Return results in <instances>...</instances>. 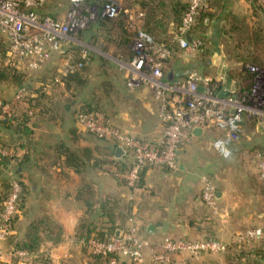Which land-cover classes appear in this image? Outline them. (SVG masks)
Returning <instances> with one entry per match:
<instances>
[{"label": "crops", "instance_id": "1", "mask_svg": "<svg viewBox=\"0 0 264 264\" xmlns=\"http://www.w3.org/2000/svg\"><path fill=\"white\" fill-rule=\"evenodd\" d=\"M218 5L221 14L211 21L216 36L224 23L225 14L233 13L238 17L250 14L249 0H220ZM45 12L52 13L59 20L63 18V15H56L47 8ZM212 43L213 54L208 59L199 61L196 55H190L186 59L189 61L186 68L196 67L201 73L214 74V61L218 54L222 55L227 67L230 66L231 62L220 50L221 45H215L214 40ZM61 64L62 60L53 55L38 70H28L31 73H26V83L32 89L40 86L41 79L52 82L38 89L44 97L37 101L34 114L28 120L27 126L31 133L24 135L14 127L0 123V142L11 151L9 158L0 160V207L11 175L16 176L23 187L21 207L13 219L12 233L0 239V250L3 252L1 264H34L35 259L41 255L48 257L51 264H96L76 235L81 218L102 230L110 227L109 220L100 213V205L103 203L107 206L110 204L114 210L127 212L130 216L129 219L121 220L115 214L113 226H119L115 227V233L134 224L140 234L151 242L152 249H158V244L165 238L211 236L228 242L239 231V226L261 224L257 217H264V182L258 177L256 182L244 181L245 185L240 189L235 183L241 180L220 179L216 183L217 187L214 184L216 192L220 193L215 211L201 199V176L218 166L222 158L211 146L212 140L220 135L214 128L202 130L201 136L194 137L180 152L177 169L151 166L146 169L141 185L133 189L117 179L121 177L113 173L115 167L110 162V152L114 159L125 157L128 161V157L123 155L115 158L116 148L112 149L111 142L99 140L76 124L74 112L80 102L71 96L63 81H53L57 74L55 69ZM180 66L178 63L174 66L177 73H182ZM16 88L17 84L12 81H0V97L11 99ZM125 88L126 97L117 100L123 109L108 113L111 122L124 132L153 140L160 139L157 103L151 89L145 86L133 90ZM125 101H137L139 109L131 108ZM151 103L155 108V126H147L140 111L141 107H149ZM245 124L247 122L244 123L242 142L239 143L242 145L239 148L241 157H245L249 149L246 145L252 148L258 144L264 148V139L255 135V131H249L248 126L245 128ZM251 138L254 145L248 142ZM60 143L65 147H60ZM85 149L88 150L89 159L83 157ZM69 154L72 164L67 162ZM244 165L246 168L253 167L250 164ZM245 175V172L241 175L244 180ZM33 221H41L44 226L39 253H28L25 257L12 255L11 250L17 249L14 243L22 241L27 226ZM150 225L152 228L148 230ZM255 226L261 227L264 223ZM58 228L61 230L60 239L50 240ZM261 228L264 237V227ZM149 254L147 251L143 263H133L122 258L118 264H154ZM175 264L225 262L219 254H203L192 260L177 258Z\"/></svg>", "mask_w": 264, "mask_h": 264}, {"label": "built area", "instance_id": "2", "mask_svg": "<svg viewBox=\"0 0 264 264\" xmlns=\"http://www.w3.org/2000/svg\"><path fill=\"white\" fill-rule=\"evenodd\" d=\"M204 1L189 0L179 33L175 36L179 47L192 55L198 52L201 42L192 37L188 41L186 35H190L197 12L205 5ZM258 1L264 4V0ZM69 2L64 18L59 20L41 11L45 0H0V35L7 44L6 55L0 54V64L16 67L22 65L28 70H37L53 54L63 52V47H81L83 43L77 39V32L85 28L87 23L98 18L116 17L122 11L117 0H102L100 3L97 0ZM133 28L132 57L126 61H118V64L125 71L128 89L141 86L151 89L157 103L160 139L153 140L124 132L111 122L110 117L98 110L77 112L76 124L96 137L112 139L116 147L123 148L130 165L120 176L129 187L139 181L140 172L146 165L177 169V157L195 137L191 133L195 127L219 131L220 135L212 140L211 146L222 158H228L231 146L240 138L243 116L264 118V65H247L248 71L253 75V83L244 96L239 97L232 90L227 95H219L215 92L214 83L224 82L227 76V65L222 55L215 56L214 74L192 70L184 79H167L164 63L170 51L154 43L151 35L142 28ZM78 55L85 58L87 50L81 49ZM73 60V52H65L56 82H61L62 76L74 71L79 65H75ZM27 92V87H19L11 99L0 98V118H9L16 108L23 106ZM261 121L264 123V120ZM10 156V149L0 145V160ZM257 170L259 178L264 181V151L257 162ZM201 183V199L215 211V185L207 175L201 176ZM22 196L20 180L11 175L0 207V239H5L12 233L13 219L19 212ZM262 235L261 227H247L238 231L228 242L213 237L165 238L158 244V249H152L151 242L131 224L118 234L103 239L93 236L88 242V249L107 257L106 264H118L122 258L133 263H143L147 251L154 264H175L177 258L192 260L203 254L221 253L229 244H246L260 239ZM11 254L25 257L28 253L13 248ZM2 256L3 252L0 250V259Z\"/></svg>", "mask_w": 264, "mask_h": 264}, {"label": "trees", "instance_id": "3", "mask_svg": "<svg viewBox=\"0 0 264 264\" xmlns=\"http://www.w3.org/2000/svg\"><path fill=\"white\" fill-rule=\"evenodd\" d=\"M88 2L94 0H86ZM102 0H97L100 3ZM125 3L127 8L135 7L137 4V9L142 14V28L144 31L149 33L154 41V43L166 47L170 54L165 59V67L164 72L167 79L177 80V79H184L186 75L192 70H198L194 68L189 70L185 73H177L174 69V64L172 62L176 61V55L182 52V49L179 47L178 42L175 39V36L179 33L181 20L183 17L184 12L186 11L189 1L184 0H121ZM220 0H205V5L199 8L197 15H196V22L192 26L190 30V35L193 39L199 40L201 42L198 52L195 54V58L199 61L208 59L213 54V48L206 45V38L204 37L205 29L209 22L213 20L215 17H218L219 14V3ZM250 2V14L244 17H238L233 13L225 14L224 23L220 27L219 31V42L221 45V52L225 55L226 59L230 61L233 65L232 67H227V76L224 82H215V92L219 95H227L229 94V90H232L234 94L237 96H244L250 89L253 83V75L247 69V65H257L263 66L264 65V4L260 3L258 0H249ZM46 4V0L44 5ZM44 5L42 9L44 8ZM41 9V11H42ZM46 9V8H45ZM44 14L50 15L51 17L55 18L52 13H46L45 10L42 11ZM126 12H123V15ZM119 16V15H118ZM113 17V18H98L94 22H90V26L95 28L96 35L100 33L99 36L102 41H108L109 38H112V23L116 21L118 28L120 29V36L116 39L117 47L122 49L123 48V55H125L128 59L132 57L131 51V43L134 38V32L130 31L128 28L127 21H124L120 17ZM88 26V25H87ZM86 26V27H87ZM83 28L79 29L77 32V36L81 41H83V37L87 36V41L91 40V31L90 28ZM171 30H168V29ZM154 29H161L162 32L159 36H157L156 31ZM171 33H170V32ZM159 32V31H158ZM204 32V33H203ZM163 35V37H160ZM82 38V39H81ZM86 38V37H85ZM84 38V39H85ZM90 39V40H88ZM94 40V38H93ZM113 41V38H112ZM75 46H68L63 47V52L55 53L58 59L63 60L64 54L67 49H70L72 52L74 51ZM74 48V49H73ZM7 51V44L2 35H0V54L6 55ZM69 51V50H68ZM67 51V52H68ZM178 52V53H177ZM52 55V57H53ZM51 59V58H50ZM49 59V60H50ZM92 61L91 53L87 51V55L85 58L79 57L77 55L73 63L76 66L75 70L72 72L67 73L66 75L62 76L61 80L65 83V87L70 90L71 95L75 98L76 101H79L80 105L76 108L74 112V117L77 112H85V111H92L98 110L103 112L105 115L109 117L107 110L98 107V105L89 99V97H83L82 91H86V77L83 75V69ZM118 61H122L119 59ZM172 63V66H171ZM61 65L55 69V72L58 75L59 68ZM26 68H24L25 70ZM121 69V68H120ZM38 70V69H37ZM123 70V69H122ZM28 72V69H26ZM26 71L23 72L16 67L15 65L3 67L0 65V81L2 82H13L18 85L22 86V84L28 85ZM171 75V78H169ZM54 77L53 81H55ZM127 77L125 71L123 70V84L126 86ZM48 83H52L47 79L40 80V86L32 89L29 85L28 92L24 97L25 104L21 107L16 108L9 118H0V123L6 127H14V129L24 135L31 133V130L28 128L27 123L30 117L34 114V108L37 107V101H41L44 97L43 93L38 92V89L41 87L46 86ZM91 87V86H90ZM89 87V88H90ZM17 90V89H16ZM35 90V91H33ZM77 95V98L76 96ZM81 97V98H80ZM2 100H6L0 97ZM248 117L246 115L243 116L241 121V126L244 127V123ZM249 120V119H248ZM76 132V129L74 130ZM88 132V131H87ZM90 134L94 135L93 133L89 132ZM95 136V135H94ZM96 137V136H95ZM99 140H104L112 143V149L116 148V143L112 139L108 138H99ZM0 145H3L0 142ZM59 146L65 147L63 143H60ZM68 150V149H67ZM88 150H84L83 157L89 159ZM68 152V151H67ZM86 155V156H85ZM110 162L114 169V174H119L120 176L129 168V163L125 160V157L122 159H114L112 158V152H110ZM69 159L67 158V162L72 164V160L70 158V154L68 155ZM101 160V159H100ZM99 160V161H100ZM103 162V161H102ZM75 166H78L75 164ZM151 167V165H146L142 168L140 172L139 181L134 186H128L130 189L136 188L141 185L143 181V176L147 168ZM117 177V176H116ZM121 177V176H120ZM117 179L121 180L125 185L126 181L124 178ZM21 182V181H20ZM264 192V190H263ZM3 200V199H2ZM22 202V199H21ZM20 202V207H21ZM109 206V207H108ZM107 206L106 203L100 205V213L110 222V227L106 228L105 230L101 229L97 225H93L85 218H81L78 225L77 230V239L82 243L83 246L87 247L88 249V242L93 237L96 236L97 238L103 239L106 236L115 234V227L113 226L115 223V214L116 216L120 217L121 220L129 219V215L123 213L122 211L115 212L111 205ZM123 230V229H121ZM44 231V226L41 221H33L31 222L24 234V238L22 241L15 242L14 245L19 250H24L27 253L38 254L39 253V246L41 242V233ZM139 231V229H138ZM140 233V231H139ZM61 237V230L58 228L54 231L53 235L50 236V240L57 241ZM211 236H205V238H210ZM252 241L246 244H229L226 252H233L235 256L239 258L237 261L240 264H264L263 260L259 258H253L254 256L259 253V251L263 250L264 247L257 249L256 246L249 245ZM89 250V249H88ZM90 254L98 261H95L96 264H106L107 257L95 254L89 250ZM41 254V253H40ZM36 262L34 264H51V261L48 257H44L41 255L40 258L35 259ZM94 260V259H93ZM121 260V259H120ZM119 263V262H118ZM13 264V263H12ZM227 264H232L231 260H227Z\"/></svg>", "mask_w": 264, "mask_h": 264}, {"label": "rangeland", "instance_id": "4", "mask_svg": "<svg viewBox=\"0 0 264 264\" xmlns=\"http://www.w3.org/2000/svg\"><path fill=\"white\" fill-rule=\"evenodd\" d=\"M184 1L187 2L189 0H184ZM117 2L119 6L122 8V11L120 12L118 17L122 18L124 21H127L128 28L130 29V31L134 32L133 26L141 27L143 17L141 18L142 14L140 13V11L136 7L127 8L125 6V3L121 0H117ZM69 6H70L69 0H46V4L44 5L45 8H47L49 11H52L53 13H56V15L57 14L63 15V18ZM45 8H43V11L45 10ZM123 10L127 11L124 15H123ZM47 13H50V12H47ZM211 21L209 22V25H207L206 29L204 30L205 33L203 32L205 34L204 37L206 38V41H207L206 45L209 47H212L213 45L212 40H214L215 45L220 44L219 42L220 36L219 34H217L216 36V34L213 32L214 28H213V24L211 23ZM87 25H88L87 27L90 28L89 30L91 31L90 38L92 41L86 42L85 40H87V36H85L86 38L85 37H83V39L81 38L83 40L81 41L78 35L77 39L80 40L83 44H81V47L75 46L74 48L76 49L73 48L74 58L78 55L81 49H85L88 52H90L91 57H92L91 63H89L83 69V72H81L86 77V81H87L86 82L87 90L82 91L83 97H89V99H91V101H94L98 105V107L107 110V113L113 110L117 112L118 109L121 110L122 108L121 102L117 100H119L120 98H125L126 97L125 93L127 92V89L125 88L123 84L124 83L123 82V70L118 64L119 59H121L122 61L127 60L126 59L127 57L122 54L123 48L120 49L117 47L118 43L116 42V39L118 38V36H120V29L118 28L116 21H114L112 23L113 29H112V34H111L113 41H112V38H109L108 41L106 40L102 41L99 37L101 36L99 35L100 33L96 35L95 28L90 26V22L87 23ZM154 30L155 31L157 30L156 31L157 36H159L162 32H164L161 29H154ZM168 30H171V29L169 28ZM160 37H163V35H161ZM68 50L71 51L70 49H67L66 52ZM182 52L183 53L177 52L178 54L176 55V58H174L176 61L172 63L174 65H176V63H178V65H182L180 66L182 73L185 72L186 70L188 72L189 70L196 68V67H190L189 69L186 68L189 62L186 59H189V56L190 55L192 56V54L190 53L186 54L185 53L186 51H183V50ZM172 63H171V66H172ZM229 64L232 67L233 64L232 63H229ZM230 66L228 65V67ZM18 67L21 71L23 72L26 71V69L24 70L22 65L21 66L19 65ZM26 73L29 74L31 72L26 71ZM19 87L28 88L29 86L22 84V86L18 85V88ZM75 96L77 98V95ZM125 102L126 103L128 102L127 104L128 106L131 105V108L135 107L136 109L137 108L139 109V105L137 104V101H125ZM140 111H141L142 116L144 117L145 124L147 126H150V125L155 126V119H154L155 108L153 106V103L149 104V107L148 106H144V108L141 107ZM261 120H264V118L261 119L260 117L257 118L255 116L248 117L245 121L247 122V125L245 124V128L246 126H248L249 131L251 132L255 131V135H258L259 137H261V139H264V123H262ZM244 131L245 129L242 126V132H241L239 140L231 146L230 156L228 158L219 157L221 160L220 164H218V166L216 165L214 168H211L210 171L204 173L213 180L214 184H216L218 181H220V179H223V178H228L232 180L237 179V180H241L238 183L237 182L235 183L237 185V188L240 189L243 185H245L243 184L244 181H255V182L258 181L257 177L259 179V176H258V170L256 168L257 167L256 165H257L258 160L261 158L264 148H261L262 146H259L258 144L252 148L250 145H246V146H249V149L246 151L245 157H243V155L241 157V155H239V152H240L239 148L242 145H240L239 143L242 142L241 138L243 137L245 133ZM248 142H253V139L252 138L249 139ZM254 144L255 142H253L251 145H254ZM244 163L248 165L250 164L253 167L246 168L245 167L246 165H244ZM244 172L246 174L244 176L245 180L241 177V175H243ZM259 180L264 182L261 179ZM261 186L263 185L261 184ZM216 187H217V184H216ZM257 221L259 222L261 221L260 222L261 224L251 223L246 226L241 225L238 227L239 231H242L246 229L247 227H255V225H259V226L263 225L264 217L261 219L257 217ZM261 227H264V226H261ZM262 231H263V228H262ZM254 244L257 245L256 246L257 249L261 250V247H264V237L258 240L252 241L251 243L248 244V246L254 245ZM216 254L220 255V258L225 262V264H227L228 259L232 261V264H240L237 261L239 257L233 255L234 254L233 252L232 253L231 252H226V253L221 252V253H216ZM91 257L92 259H94V261L99 262V260L95 259L92 255ZM259 257L261 259H264V248L263 250L259 251V253H257V255L254 256L253 258H259ZM263 263H264V260H263Z\"/></svg>", "mask_w": 264, "mask_h": 264}, {"label": "water", "instance_id": "5", "mask_svg": "<svg viewBox=\"0 0 264 264\" xmlns=\"http://www.w3.org/2000/svg\"><path fill=\"white\" fill-rule=\"evenodd\" d=\"M186 39H187L188 41H191V36H190L189 34H187V35H186ZM169 78H171V75H169ZM202 132H203V131H202V128H199V127H195V128H193L192 131H191L192 135L195 136L196 138L200 137L201 134H202ZM124 153H125V151L123 150V148H122L121 146H118V147H116V149H115V154H114V156H115V158H120V157H122V156L124 155ZM219 194H220L219 192H216V194H215L216 199H218ZM150 228H152L151 225H150V227H148V230H150ZM118 232H119V231H117L116 234H118Z\"/></svg>", "mask_w": 264, "mask_h": 264}]
</instances>
